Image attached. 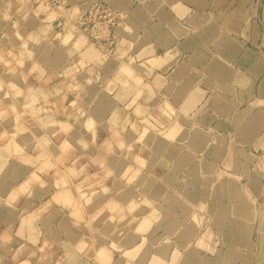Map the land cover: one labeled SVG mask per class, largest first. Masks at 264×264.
Returning <instances> with one entry per match:
<instances>
[{
	"label": "crops",
	"instance_id": "crops-1",
	"mask_svg": "<svg viewBox=\"0 0 264 264\" xmlns=\"http://www.w3.org/2000/svg\"><path fill=\"white\" fill-rule=\"evenodd\" d=\"M101 2L108 57L53 11L8 36L35 113L3 118L1 257L264 264V0Z\"/></svg>",
	"mask_w": 264,
	"mask_h": 264
},
{
	"label": "rangeland",
	"instance_id": "rangeland-1",
	"mask_svg": "<svg viewBox=\"0 0 264 264\" xmlns=\"http://www.w3.org/2000/svg\"><path fill=\"white\" fill-rule=\"evenodd\" d=\"M79 2V0L73 2L70 0H0V136L3 133L2 123L4 117L11 118V121H13V118H17L21 114L22 117L27 113H32L30 116L35 113V111L29 109L25 110L23 105L25 102L19 105L20 100L16 89L25 86L27 83L22 84L19 82L18 76L21 73L23 75L29 73L28 71H32V67L31 62L15 61V53H13L15 49H13L8 36L11 34L13 36L16 29L19 30L26 24L30 26L35 21L39 22L45 17L46 12L53 11L56 32L70 37L69 41L76 42L74 44L75 52L79 53L85 46L90 47L92 52H99L107 57L114 53L113 49L118 41V36L114 31V27L117 25L115 15L101 0ZM9 25L14 27L13 31H11ZM63 70L66 69L61 68V71ZM64 71L62 75H65ZM43 104L44 101L38 105L42 109L38 113L39 116L52 114L51 104L47 103L44 106ZM9 107L11 110H9ZM18 128L21 129L20 126ZM50 196L49 194L47 198H50ZM83 197L82 191L76 195L79 200L76 202V207H78V203L79 205L82 204ZM75 217L80 218L79 211L75 213ZM97 240L96 242H98ZM102 240L107 241V238ZM1 256L0 264H14L13 260H6Z\"/></svg>",
	"mask_w": 264,
	"mask_h": 264
}]
</instances>
